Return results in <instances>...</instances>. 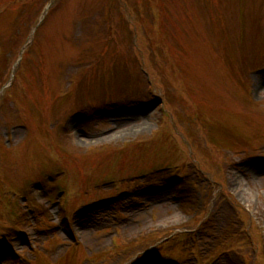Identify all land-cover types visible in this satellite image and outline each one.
<instances>
[{"label": "rangeland", "instance_id": "rangeland-1", "mask_svg": "<svg viewBox=\"0 0 264 264\" xmlns=\"http://www.w3.org/2000/svg\"><path fill=\"white\" fill-rule=\"evenodd\" d=\"M263 66L264 0H0V92L13 85L0 96V264H126L176 234L193 248L185 264H264ZM108 97L129 103L110 111L145 109L141 127L105 112L63 127ZM193 171L183 211L158 177ZM147 173L157 187L119 200Z\"/></svg>", "mask_w": 264, "mask_h": 264}, {"label": "bare ground", "instance_id": "bare-ground-1", "mask_svg": "<svg viewBox=\"0 0 264 264\" xmlns=\"http://www.w3.org/2000/svg\"><path fill=\"white\" fill-rule=\"evenodd\" d=\"M141 109L138 110H127L125 112L122 113H116V114H110V117L114 118V120H122L124 119L129 120L128 122L123 123V125L125 124V128L127 130H136L137 128L141 127L142 123L140 121V113L142 114ZM135 132V131H134Z\"/></svg>", "mask_w": 264, "mask_h": 264}]
</instances>
